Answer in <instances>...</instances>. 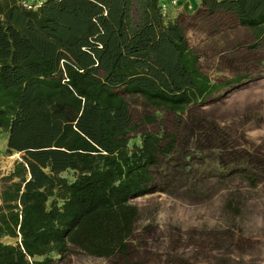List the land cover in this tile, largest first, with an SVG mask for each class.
<instances>
[{
  "label": "trees",
  "instance_id": "obj_1",
  "mask_svg": "<svg viewBox=\"0 0 264 264\" xmlns=\"http://www.w3.org/2000/svg\"><path fill=\"white\" fill-rule=\"evenodd\" d=\"M200 5L249 29L250 49L264 37V0ZM243 78L211 83L158 0H44L34 9L0 0V129L5 152L19 154L0 176V264L79 252L128 258L133 201L159 191L154 168L176 143L142 130L157 118L137 115L128 98L179 114Z\"/></svg>",
  "mask_w": 264,
  "mask_h": 264
},
{
  "label": "rangeland",
  "instance_id": "obj_2",
  "mask_svg": "<svg viewBox=\"0 0 264 264\" xmlns=\"http://www.w3.org/2000/svg\"><path fill=\"white\" fill-rule=\"evenodd\" d=\"M164 21L183 26L211 83L244 78L179 114L128 98L137 115L157 118L142 130L176 138L154 168L159 191L133 201L140 213L129 257L79 252L52 264H264V37L248 48L252 33L234 16L210 14L191 0L171 8ZM18 157L0 149V176Z\"/></svg>",
  "mask_w": 264,
  "mask_h": 264
},
{
  "label": "built area",
  "instance_id": "obj_3",
  "mask_svg": "<svg viewBox=\"0 0 264 264\" xmlns=\"http://www.w3.org/2000/svg\"><path fill=\"white\" fill-rule=\"evenodd\" d=\"M184 0H161L159 9L162 17H165L171 8L179 7ZM18 4L26 9H34L41 0H17Z\"/></svg>",
  "mask_w": 264,
  "mask_h": 264
},
{
  "label": "crops",
  "instance_id": "obj_4",
  "mask_svg": "<svg viewBox=\"0 0 264 264\" xmlns=\"http://www.w3.org/2000/svg\"><path fill=\"white\" fill-rule=\"evenodd\" d=\"M41 1H44V0H41ZM160 2H161V0H158V8H159V5H160ZM191 2L193 3V4H198V5H200V0H191ZM159 11H160V9H159ZM169 13V12H168ZM161 14V13H160ZM168 15V14H167ZM167 15L165 16V17H162L163 19H165L166 17H167ZM0 131H2L1 129H0ZM6 143H7V135H6V133L5 132H3V133H1V138H0V149L1 148H3V149H5L6 148Z\"/></svg>",
  "mask_w": 264,
  "mask_h": 264
}]
</instances>
